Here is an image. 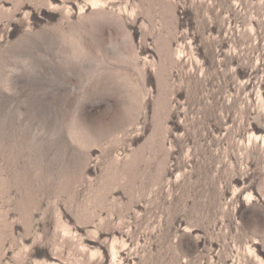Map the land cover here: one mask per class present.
Instances as JSON below:
<instances>
[{
  "label": "rangeland",
  "instance_id": "374dc122",
  "mask_svg": "<svg viewBox=\"0 0 264 264\" xmlns=\"http://www.w3.org/2000/svg\"><path fill=\"white\" fill-rule=\"evenodd\" d=\"M0 264H264V0H0Z\"/></svg>",
  "mask_w": 264,
  "mask_h": 264
}]
</instances>
